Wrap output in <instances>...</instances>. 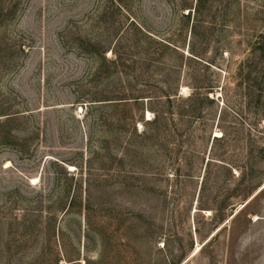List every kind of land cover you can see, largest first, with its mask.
<instances>
[{"label":"rangeland","instance_id":"obj_1","mask_svg":"<svg viewBox=\"0 0 264 264\" xmlns=\"http://www.w3.org/2000/svg\"><path fill=\"white\" fill-rule=\"evenodd\" d=\"M197 3L0 0V264H264V0Z\"/></svg>","mask_w":264,"mask_h":264},{"label":"trees","instance_id":"obj_2","mask_svg":"<svg viewBox=\"0 0 264 264\" xmlns=\"http://www.w3.org/2000/svg\"><path fill=\"white\" fill-rule=\"evenodd\" d=\"M197 2L200 3V0H197ZM198 3H197V7L199 6ZM189 13H190V11L185 15L186 16L185 18L188 19V17H190ZM193 31H195L194 27H193ZM193 37H194V35H193ZM160 42H162V41H160ZM163 45L166 46V48L170 47L172 50H176L175 47H177V45H174L170 41L165 42ZM188 50L191 52L192 49L189 47ZM251 50L253 51V54H254L253 56L261 57L263 60V63H264V31H261V33H259V35L256 38L255 45L253 48H251ZM263 68H264V65H263ZM263 78H264V72L261 75L262 80H263ZM187 99H189V98H187ZM261 111L264 112V101L261 105ZM157 118H158L157 113H154V119L152 120V122L157 121ZM224 135H225V132H223V136ZM261 150H263V148ZM71 202H72V199H71L70 203Z\"/></svg>","mask_w":264,"mask_h":264},{"label":"bare ground","instance_id":"obj_3","mask_svg":"<svg viewBox=\"0 0 264 264\" xmlns=\"http://www.w3.org/2000/svg\"><path fill=\"white\" fill-rule=\"evenodd\" d=\"M147 115L149 116V112L147 113ZM198 249V248H197Z\"/></svg>","mask_w":264,"mask_h":264}]
</instances>
